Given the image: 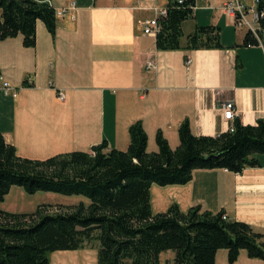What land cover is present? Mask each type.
Masks as SVG:
<instances>
[{"label":"crops","instance_id":"crops-1","mask_svg":"<svg viewBox=\"0 0 264 264\" xmlns=\"http://www.w3.org/2000/svg\"><path fill=\"white\" fill-rule=\"evenodd\" d=\"M49 1L58 7L68 0ZM225 1L195 0L192 16L182 22L181 48L176 50H158L155 34L142 31L144 20L156 17L168 0H75L71 13L56 18L53 34L37 20L34 46H24L20 35L1 40L0 76L17 89L13 97L0 88L4 139L19 156L32 159L90 151L102 140L109 148L125 150L128 127L139 120L147 134L146 150L152 152L157 130L171 147L178 144L183 120L195 135H217L236 118L243 124L264 119V47L242 44L245 30L235 28L222 8ZM197 25L218 26L224 47L186 49V36ZM148 59L155 62L154 69L145 68ZM59 91L63 99H58ZM226 101L234 103L233 120L223 117ZM255 156L259 165L238 173L195 169L185 184L156 187V199L164 193L162 208L175 202L183 211L198 203L212 212L222 209L227 219L264 233V154ZM20 188L10 187L2 210L28 212L23 204L7 205L12 192L25 198ZM168 251L160 253L161 264L163 254L172 264L174 253ZM74 259L58 263L83 264ZM214 264H230L226 249L216 251ZM231 264L264 261L240 250Z\"/></svg>","mask_w":264,"mask_h":264},{"label":"trees","instance_id":"trees-1","mask_svg":"<svg viewBox=\"0 0 264 264\" xmlns=\"http://www.w3.org/2000/svg\"><path fill=\"white\" fill-rule=\"evenodd\" d=\"M195 0H168L158 17L155 34L158 50L181 48L182 22L192 16ZM264 10V0L257 1ZM41 20L53 34L55 7L49 0H0V41L20 35L26 47L36 40ZM258 37L245 31L242 44L264 47V17ZM216 25H197L186 36V49H221ZM238 62V66H239ZM125 150L109 148L106 140L90 151L73 150L44 159L19 156L0 132V204L13 185L26 193L37 191L82 195L88 203H40L30 212L0 208V264H50L49 254L76 250L97 241V264H161L160 253L172 250V264H214L218 249L227 250L234 263L240 250L264 261V233L248 223L223 219L199 203L181 210L171 203L153 213L152 184H185L195 169L225 168L238 173L259 165L264 154V119L243 124L234 119L231 129L217 135H195L187 120L177 129L178 144L171 147L160 130L157 149L146 150L147 134L137 120L128 127Z\"/></svg>","mask_w":264,"mask_h":264},{"label":"rangeland","instance_id":"rangeland-1","mask_svg":"<svg viewBox=\"0 0 264 264\" xmlns=\"http://www.w3.org/2000/svg\"><path fill=\"white\" fill-rule=\"evenodd\" d=\"M72 1L74 3H76L75 0H68L63 5L55 7V9H58V10H59V8H62V7L67 9V11L63 15L58 16V17H62L65 14H69L76 8V4H75V7L70 8L69 5L72 3ZM58 17H56V18H58ZM2 81H5V80H3L1 77L0 78V87H1ZM13 88H14V90H10L7 93L4 91L3 92L5 94H10L11 96L15 97L17 95V89L15 87H13ZM58 93H57V97H58ZM58 99H60V98L58 97ZM156 187L159 189H164L163 187H166V186H160V185L154 183L150 187V200H151L150 204H151V210L153 213L164 211L167 208V207L162 208L163 204L161 205L162 200L164 199V196L162 197V195H164L163 192H162L161 197L159 199H156V197H157V194L155 192ZM20 189H22V191L24 192L25 198L21 199L19 197V195H15L12 192L7 197V200H6V201H8L7 205L8 206H17L19 204H23L22 208L28 212L33 211L38 204L43 203V202L50 203L52 205V207H50L51 210H55L58 207L57 205H59L61 203L75 204L79 201H84L85 203H88V199L82 195H63V194H59V193H55V192H47V191H37L33 194H29V193H26L23 190V188H20ZM64 204H62V205H64ZM159 208H162L163 210L159 209ZM85 245L88 247L87 248H84V247L78 248L80 250H78V249H76V250H59V251L51 252L49 254V258L51 261L50 264H60V263H58V260H63V259L68 260L71 258L72 259L75 258L74 259L75 261H82L83 264H97L96 263L97 248H98L97 241L93 240V241H91ZM167 253H173V251L169 250ZM57 255H59V256L57 257ZM166 256H167V254L162 255V263H164V264H167V261H165Z\"/></svg>","mask_w":264,"mask_h":264},{"label":"built area","instance_id":"built-area-1","mask_svg":"<svg viewBox=\"0 0 264 264\" xmlns=\"http://www.w3.org/2000/svg\"><path fill=\"white\" fill-rule=\"evenodd\" d=\"M258 0H251V4L247 5L241 0H229L222 4L223 10L233 18V23L236 29H243L245 31H251L254 35L258 37V33L261 30L260 19L264 17V10H259L257 8ZM181 2V0H179ZM70 8L75 7V3L69 5ZM67 9L59 8L55 9L56 17L63 15ZM165 14V8L161 10L156 17L145 19L142 25V31L145 34L153 35L156 34L159 28L158 17ZM264 35V31H263ZM259 44L263 46V42L258 38ZM190 59H186V63H189ZM156 67L155 62L152 59H148L145 63L146 69H154ZM1 78V77H0ZM4 92L14 90V88L7 82L2 81L1 87ZM58 97L63 99V93L59 91ZM222 114L227 120H233L235 117L234 103L232 101H226L222 104ZM232 127V126H231ZM231 129V128H230ZM223 219H227L226 215H222Z\"/></svg>","mask_w":264,"mask_h":264}]
</instances>
